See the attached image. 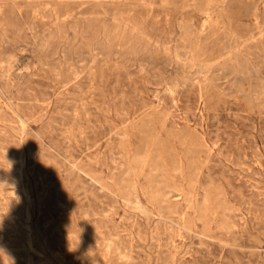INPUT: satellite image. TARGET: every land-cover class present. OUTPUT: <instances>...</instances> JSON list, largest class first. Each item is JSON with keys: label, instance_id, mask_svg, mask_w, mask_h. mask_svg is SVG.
<instances>
[{"label": "rangeland", "instance_id": "obj_1", "mask_svg": "<svg viewBox=\"0 0 264 264\" xmlns=\"http://www.w3.org/2000/svg\"><path fill=\"white\" fill-rule=\"evenodd\" d=\"M0 264H264V0H0Z\"/></svg>", "mask_w": 264, "mask_h": 264}, {"label": "bare ground", "instance_id": "obj_2", "mask_svg": "<svg viewBox=\"0 0 264 264\" xmlns=\"http://www.w3.org/2000/svg\"><path fill=\"white\" fill-rule=\"evenodd\" d=\"M173 87V86H172ZM101 111V110H100ZM24 125V124H23ZM102 146V145H101ZM23 147V146H22ZM5 169V168H4ZM185 212V211H184ZM38 263V262H37Z\"/></svg>", "mask_w": 264, "mask_h": 264}]
</instances>
